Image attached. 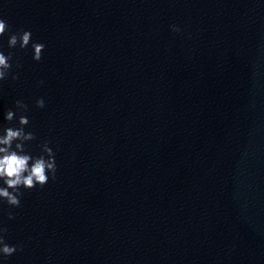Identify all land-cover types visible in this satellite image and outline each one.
<instances>
[{
	"label": "water",
	"instance_id": "water-1",
	"mask_svg": "<svg viewBox=\"0 0 264 264\" xmlns=\"http://www.w3.org/2000/svg\"><path fill=\"white\" fill-rule=\"evenodd\" d=\"M0 18V131L27 116L26 152L47 141L57 169L0 199L18 249L0 264H264V0H0Z\"/></svg>",
	"mask_w": 264,
	"mask_h": 264
},
{
	"label": "clouds",
	"instance_id": "clouds-1",
	"mask_svg": "<svg viewBox=\"0 0 264 264\" xmlns=\"http://www.w3.org/2000/svg\"><path fill=\"white\" fill-rule=\"evenodd\" d=\"M11 32L7 22L0 18V36ZM173 31H179L173 26ZM31 40V32L21 30L12 33L8 39V47L15 48L17 44L21 49L27 48ZM45 45L42 43H32L34 50L33 59L39 61L42 58V52ZM13 53L5 55L0 51V81L7 79L12 67L10 63ZM16 75L12 76L13 80L18 79ZM42 83V81H41ZM16 109L21 113L28 111V105L22 101L15 102ZM36 106L43 108L44 100L40 98L36 101ZM16 118V113L11 109L7 111L5 120L12 122ZM19 127L10 126L0 131V199L6 201L12 207L20 206V197L23 193L20 188L32 189L39 185L41 188L48 182L49 173L51 178L55 179L56 164L55 153L45 141L41 144V155L32 156L26 152L25 144L28 141L35 140L36 137L32 132H26L25 127L29 124L27 116L21 114L18 119ZM14 145V147H13ZM9 213V219H12ZM7 233L6 228H0V256L7 258L13 255L18 249L16 245H9L5 241Z\"/></svg>",
	"mask_w": 264,
	"mask_h": 264
}]
</instances>
